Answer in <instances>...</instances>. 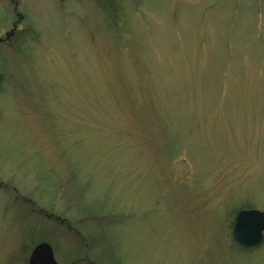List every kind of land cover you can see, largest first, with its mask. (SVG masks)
Segmentation results:
<instances>
[{
	"label": "rangeland",
	"instance_id": "1",
	"mask_svg": "<svg viewBox=\"0 0 264 264\" xmlns=\"http://www.w3.org/2000/svg\"><path fill=\"white\" fill-rule=\"evenodd\" d=\"M119 6L0 0V264H264V0Z\"/></svg>",
	"mask_w": 264,
	"mask_h": 264
},
{
	"label": "water",
	"instance_id": "2",
	"mask_svg": "<svg viewBox=\"0 0 264 264\" xmlns=\"http://www.w3.org/2000/svg\"><path fill=\"white\" fill-rule=\"evenodd\" d=\"M233 240L242 247H253L264 239V211H240L232 230ZM29 264H59L54 249L48 242L38 244L32 251Z\"/></svg>",
	"mask_w": 264,
	"mask_h": 264
},
{
	"label": "trees",
	"instance_id": "3",
	"mask_svg": "<svg viewBox=\"0 0 264 264\" xmlns=\"http://www.w3.org/2000/svg\"><path fill=\"white\" fill-rule=\"evenodd\" d=\"M98 4H100L102 8H105V10L109 13L110 18L113 20L119 33V30H121L119 22L121 21L122 16L119 0H98ZM170 91L171 90L165 89V92L168 93V97L166 100H163V96L159 94V88H150L149 90L140 88L139 92L141 93V96H138L137 93L133 92L131 104L133 101V106L137 109L138 113H147V111H149L150 115L153 114L161 116L163 113L158 103H160V101H174V97H171L172 94L169 93ZM221 93L222 90L220 91V94ZM137 101H144V104L137 103Z\"/></svg>",
	"mask_w": 264,
	"mask_h": 264
},
{
	"label": "flooded vegetation",
	"instance_id": "4",
	"mask_svg": "<svg viewBox=\"0 0 264 264\" xmlns=\"http://www.w3.org/2000/svg\"><path fill=\"white\" fill-rule=\"evenodd\" d=\"M0 41H1V42H4L5 40H0ZM1 42H0V43H1Z\"/></svg>",
	"mask_w": 264,
	"mask_h": 264
}]
</instances>
